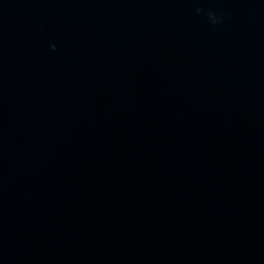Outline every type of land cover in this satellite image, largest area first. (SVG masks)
I'll return each mask as SVG.
<instances>
[{
  "label": "water",
  "instance_id": "1",
  "mask_svg": "<svg viewBox=\"0 0 264 264\" xmlns=\"http://www.w3.org/2000/svg\"><path fill=\"white\" fill-rule=\"evenodd\" d=\"M0 264H264V0H0Z\"/></svg>",
  "mask_w": 264,
  "mask_h": 264
},
{
  "label": "clouds",
  "instance_id": "2",
  "mask_svg": "<svg viewBox=\"0 0 264 264\" xmlns=\"http://www.w3.org/2000/svg\"><path fill=\"white\" fill-rule=\"evenodd\" d=\"M217 22V20H216V18H214V20H213V23H216ZM55 48V46L53 45V49Z\"/></svg>",
  "mask_w": 264,
  "mask_h": 264
}]
</instances>
